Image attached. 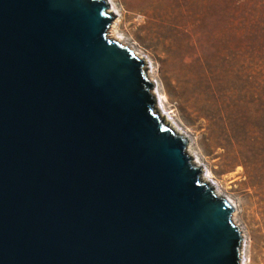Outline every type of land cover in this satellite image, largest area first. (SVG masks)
I'll use <instances>...</instances> for the list:
<instances>
[{
    "label": "water",
    "instance_id": "1",
    "mask_svg": "<svg viewBox=\"0 0 264 264\" xmlns=\"http://www.w3.org/2000/svg\"><path fill=\"white\" fill-rule=\"evenodd\" d=\"M107 9L0 0V264H239L232 205Z\"/></svg>",
    "mask_w": 264,
    "mask_h": 264
},
{
    "label": "rangeland",
    "instance_id": "2",
    "mask_svg": "<svg viewBox=\"0 0 264 264\" xmlns=\"http://www.w3.org/2000/svg\"><path fill=\"white\" fill-rule=\"evenodd\" d=\"M104 1L114 37L143 62L157 111L232 205L242 236L239 264H264V168L249 160L259 165V186L245 183L240 165L225 168L195 113L204 100L212 111L221 85L237 103L231 113L264 131V0Z\"/></svg>",
    "mask_w": 264,
    "mask_h": 264
},
{
    "label": "trees",
    "instance_id": "3",
    "mask_svg": "<svg viewBox=\"0 0 264 264\" xmlns=\"http://www.w3.org/2000/svg\"><path fill=\"white\" fill-rule=\"evenodd\" d=\"M214 88L222 92L220 97L211 98L209 107L212 111L208 112L207 102L204 100V106L195 110L196 120L201 122V128H205L204 134L212 143L213 150L220 151L218 157L225 168L240 165L248 186L262 185L258 179L259 165L256 162L252 164L249 160L259 159L260 169L264 168V131L257 125L248 123V119L243 116L233 115L231 111L237 107V103L229 100L232 96L227 95L221 85Z\"/></svg>",
    "mask_w": 264,
    "mask_h": 264
},
{
    "label": "bare ground",
    "instance_id": "4",
    "mask_svg": "<svg viewBox=\"0 0 264 264\" xmlns=\"http://www.w3.org/2000/svg\"><path fill=\"white\" fill-rule=\"evenodd\" d=\"M106 2V1H105ZM109 2V1H108ZM110 2H111V4L112 5H114L113 4V2L110 0ZM107 3V2H106ZM108 4V3H107ZM116 6H113V8H115ZM108 32H109V34H108V37L109 38H111V39H114V40H116L118 43H122L119 39H117L116 37H114V27H113V25H110V27H109V30H108ZM122 45H125L124 43H122ZM160 116L163 118L164 116L160 113ZM164 119V118H163ZM165 120H166V122H168V120L167 119H164V122H165ZM165 122V123H166ZM177 134H179L180 135V133H178L176 130H174ZM182 136V135H181ZM189 146H188V144H187V147H186V152L188 153V155L190 156V158H192L191 157V155L189 154ZM192 163L194 164V166L195 167H199L200 168V166H199V164H198V162H196L193 158H192ZM201 179L203 180V181H205V183H208V185L210 184L209 183V181L208 180H206V177L205 176H202V174H201ZM210 186V185H209ZM213 193L215 194V195H217V196H219V194L217 193V192H215V191H213ZM233 219H234V217H235V212H233ZM235 221V220H234Z\"/></svg>",
    "mask_w": 264,
    "mask_h": 264
}]
</instances>
